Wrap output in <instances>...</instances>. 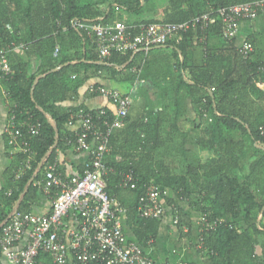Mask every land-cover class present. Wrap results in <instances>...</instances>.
<instances>
[{
  "label": "trees",
  "instance_id": "trees-1",
  "mask_svg": "<svg viewBox=\"0 0 264 264\" xmlns=\"http://www.w3.org/2000/svg\"><path fill=\"white\" fill-rule=\"evenodd\" d=\"M254 1L258 0H0V48L22 43L27 56L23 61L10 53L12 75L0 82L9 94L16 123L38 125L35 136L25 133L35 158L17 180L24 155L11 154L0 192V224L8 220L17 202L20 212H32L41 193L34 183L43 177L46 164L57 159V151L74 147L70 141L75 131L67 129L70 116L78 109H91L64 107L63 102L74 101L92 78L119 83L125 75L130 80L147 78L165 84L160 87V109L142 105V111L134 110L131 116L130 105L125 127L111 135V151L105 158L115 171L132 170L137 176L133 190L121 188L115 174L109 175L106 188L118 200L119 190L129 195L130 202L119 201L127 210L135 243L148 254L146 249L159 237L162 221L141 218L136 209L146 187L156 186L171 190L163 219L176 206L179 222L172 225L181 235L186 236L185 228L191 231L187 207L210 222L220 221L202 235L197 253L204 264H264V92L255 85L264 81V73L258 71L264 56L254 41L245 40L253 44L254 52L244 59L239 52L243 41L223 37L218 24L207 31L191 28L179 41L148 52L112 53L107 62H99L93 39L73 27L76 20L113 25L125 14L124 25L137 34L140 26L183 23L222 7ZM153 49H159L154 64L149 57ZM33 62H39L38 69L30 73ZM99 87L101 83L93 85L95 90ZM86 94L100 96L99 92ZM186 97L194 120L184 119ZM104 109L112 118L114 110ZM185 123L193 124L194 137L183 130ZM120 136L126 138L128 149L117 142ZM191 138L195 151L187 144ZM196 151H207L212 157L202 160ZM58 171L62 172L59 162ZM1 258L0 253L3 264ZM36 260L53 264L48 254L40 253Z\"/></svg>",
  "mask_w": 264,
  "mask_h": 264
},
{
  "label": "built area",
  "instance_id": "built-area-1",
  "mask_svg": "<svg viewBox=\"0 0 264 264\" xmlns=\"http://www.w3.org/2000/svg\"><path fill=\"white\" fill-rule=\"evenodd\" d=\"M264 12V0L251 3L230 5L219 8L183 23L150 24L140 26L138 33L131 32L132 27L122 23L113 25L84 24L74 21L73 27L83 30L92 38L98 52L99 62H107L112 53L125 54L148 52L168 41L181 39V34L191 28L207 31L220 25L223 37L236 38L243 21H254ZM17 47L0 48V80L12 75L8 55ZM58 46L53 55L57 56ZM239 52L244 59L254 52L251 42L243 41ZM258 71L264 73V62ZM257 88L264 92V81H256ZM214 89H211V92ZM95 92L113 103L112 118L104 108L99 110L78 109L70 116V125L79 123L71 144L75 150L88 155L82 174L64 178L58 171V160L47 163L43 177L34 183L39 190L51 196V209L47 214L20 212L17 203L0 231V253L6 264H37L40 253L48 254L53 264H155L144 254L135 242L128 241L123 231V218L127 210L115 196L106 191L108 177L115 174L119 186L123 189L136 188L137 176L132 170L115 171L105 163L111 151L110 137L125 126V120L131 105V99L116 90L99 87ZM16 123L11 112L6 128L7 145L11 153L20 152L24 161L18 169L15 179H19L25 170L31 168L35 152L25 140V133L35 136L38 125ZM43 161V160H41ZM11 195V191L6 193ZM167 191L156 186H148L137 201L138 216L145 219L162 220L165 214ZM170 211L174 224L179 222L175 206ZM220 221H209L206 216L199 217V246L202 247V235L213 230ZM26 239L25 245L19 244ZM177 264H189L179 261Z\"/></svg>",
  "mask_w": 264,
  "mask_h": 264
},
{
  "label": "crops",
  "instance_id": "crops-1",
  "mask_svg": "<svg viewBox=\"0 0 264 264\" xmlns=\"http://www.w3.org/2000/svg\"><path fill=\"white\" fill-rule=\"evenodd\" d=\"M237 42H242L247 39L254 41V46L257 50L262 51L264 56V12L254 21H243L240 24L239 32L237 35ZM21 45L18 44L16 46ZM25 45L23 48L17 47L11 53H15V58H20L23 61H27V56L24 53ZM160 49V48H159ZM159 49H153L149 53V57L156 59L154 57L155 54H158ZM10 56V53L8 57ZM19 60V59H17ZM151 63H156V61H151ZM39 62H33L29 65L30 73H34L38 69ZM151 73V72H149ZM154 72H152L153 74ZM130 76L125 75L124 82H116L114 80H102L100 81L97 78L89 79L86 84L79 89L78 97L74 101H66L62 103L64 107L70 106H80L84 105L89 109H97L107 107L111 111L114 110L113 104L105 99L103 96L96 97H88L86 93L90 94L95 92L93 85L97 83H101V85L105 88H110L112 90H116L120 92L122 95H127L131 99V110L130 114H134L135 111H142L141 106L152 107L156 106L158 109L161 99V91L160 87H164L165 84L148 80L138 81L137 79L130 80ZM1 81V80H0ZM174 85L167 91V95H172V89ZM96 93V92H95ZM165 94V95H166ZM184 103L187 106L186 114L184 119L194 120L196 118L193 109L191 107L190 99L184 98ZM11 100L9 94L5 90L4 86L0 82V192L5 187V172L9 168L11 164V149L7 146V135L6 128L9 121V116L11 114L10 111ZM135 108V109H134ZM94 110V111H95ZM133 110V111H132ZM193 124L185 123L182 126L183 130L189 135H196V131H193ZM79 127L78 122H74L72 125L68 126V131H76ZM125 127V126H124ZM123 129V128H122ZM121 130V129H120ZM118 131V130H117ZM140 136L142 134L139 132ZM116 141V140H115ZM117 142L120 145H125V148L128 149L129 144L124 136H120L117 139ZM125 142V143H124ZM132 144V143H131ZM133 146V145H132ZM195 151V149H193ZM57 160L60 163V168L62 170V175L64 178H72L76 176L80 171L84 169V166L87 162L88 155L75 150L74 147H70L64 149L62 151H57ZM196 154L202 159L206 160L212 157L211 153L207 151H196ZM203 154L206 157L202 158ZM202 155V156H201ZM118 161L120 160L117 158ZM167 191V198L172 196V192L169 189H165ZM119 200L124 204L130 202V197L125 193L124 190H119L117 192ZM177 206H181L182 204L176 203ZM184 207H186L184 205ZM14 209V207H13ZM12 209V211H13ZM51 209V196L41 192L39 193V197L36 203L32 207V213L34 214H47ZM187 212H189L192 216L191 218V231L189 233L187 229H184L181 235L176 228L172 225V219L170 212L167 213V216L160 223L159 229V237L155 240V243L151 244L146 251L148 254L156 261L157 264H177L179 261H184L189 264H204V261L200 258L197 253V240H198V223L199 215L196 212L190 210L188 207L186 208ZM12 212L10 213V215ZM8 215V217L10 216ZM2 224V223H1ZM0 224V225H1ZM123 226L125 237L128 241L135 242V238L132 235L131 227L128 225L127 214L123 218ZM26 239H24L19 247L25 245ZM2 263L6 264L4 257L1 258Z\"/></svg>",
  "mask_w": 264,
  "mask_h": 264
},
{
  "label": "rangeland",
  "instance_id": "rangeland-1",
  "mask_svg": "<svg viewBox=\"0 0 264 264\" xmlns=\"http://www.w3.org/2000/svg\"><path fill=\"white\" fill-rule=\"evenodd\" d=\"M155 1H156V0H155ZM123 16H124L123 19H122L121 21L117 22V23L126 24L124 19H126V16H127V15L123 14ZM154 69H155V68H154ZM206 126H207V125L204 123V124H203V128H205ZM193 137H194V136H193ZM193 139H194V138L189 139V140H188V143H187L188 146H189V148H191L192 150L195 149L194 144H193ZM201 156H202V155H201ZM204 157H206L205 154H203L202 158H204ZM197 223H198V221L196 222V224H197ZM185 229H186V228H185Z\"/></svg>",
  "mask_w": 264,
  "mask_h": 264
}]
</instances>
